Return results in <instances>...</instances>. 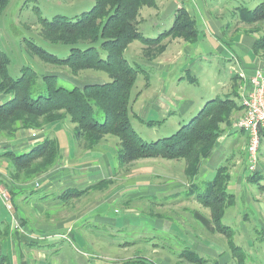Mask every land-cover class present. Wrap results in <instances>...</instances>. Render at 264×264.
<instances>
[{
	"label": "rangeland",
	"instance_id": "rangeland-1",
	"mask_svg": "<svg viewBox=\"0 0 264 264\" xmlns=\"http://www.w3.org/2000/svg\"><path fill=\"white\" fill-rule=\"evenodd\" d=\"M156 2L159 3L158 7L145 6L140 11L138 28L145 37L157 38L160 33L169 30L178 8L184 7L190 9L191 13L194 11L192 14L199 30V38L198 42L192 43L183 38L168 37L157 47L134 40L124 52L129 63L140 70L131 93V123L140 136L150 142L175 133L215 96H224L234 88L239 92L241 85H248L250 78L247 76L254 75L257 69L264 73V49L257 52L253 49L256 39L264 36V21L248 24L239 17L240 7L251 9L264 3V0ZM94 3L95 0H9L0 13V49L10 58L9 73L13 77H19L25 71L34 72L31 87L33 97L48 93L45 76H56V85L67 88L104 83L111 79L109 74L97 70H81L74 75L68 67L47 63L28 48L32 41L60 58L67 57L71 47L53 45L46 40L40 20L52 19L57 15L79 16L91 10ZM243 40L245 41L241 42ZM249 50L252 57L258 58L257 68L247 53ZM241 71L247 75L246 78L239 77ZM10 98L11 94L0 93V102ZM166 107L173 112L171 115L164 114ZM95 111V117L102 121L104 112L97 106ZM240 116L237 112L231 116L232 123L226 126L227 129L221 135L231 134L230 138L223 148L217 150L213 159L204 161L202 169L205 170L208 166L207 172H201L193 180L187 175L185 178L181 172L180 165L186 162L183 159L173 160L175 166L168 169L148 164L146 161H151L148 158L121 163L117 155L121 148L120 139L110 134V138L118 141L117 145H112L116 153L112 163L115 170L120 171L116 176L117 194L114 185L107 184L105 192L100 190L91 192L89 196L87 193L80 196L79 205L71 200L61 206L62 203L56 199L43 204L46 206L44 220L50 222L48 227L51 229L46 233L35 231V234L44 237L51 234V239L47 244L36 241L27 245L28 255L35 258L37 264H131L127 262L143 257L154 264H199L189 259V253L193 252L210 263L234 264L228 239L223 233L216 231L210 207L195 200L194 193H191L192 182L205 187V183L215 177L218 167L226 165L232 175L230 192L235 193L236 201L225 210L223 223L232 227L233 238L246 251V264H264V229L261 224L264 211L258 214L259 204L256 200L263 193L264 144L258 154V167L261 169L259 174L262 177L258 183L250 182L247 177L258 172V167L255 172L249 171L246 139L243 141L245 133L234 126ZM141 119L164 121L162 124L149 126ZM56 123L60 124L59 129H55L54 123H50L40 128H21L17 131L23 130L22 135H36L42 131L45 136L53 138L57 134L60 143L68 145L73 140L71 132L76 134L75 124L68 119ZM16 136L17 132L14 136L0 132V142ZM77 138L83 145L85 138ZM159 159L164 162L169 160ZM2 162L3 170H9L17 179L23 178L32 183L26 187L29 194L26 195L31 197L29 200H42L40 198L46 194V181L37 178L41 174L32 172L33 165L17 173L10 158L5 156ZM166 170L172 172L169 171L168 174ZM159 173L169 176L161 178L156 175ZM69 187L84 188L86 182L79 184L67 181L55 186L51 192L57 194L58 189L63 192ZM88 201L91 204L89 210L84 207ZM14 203L16 207L13 212L18 206L21 207L22 199L16 197L12 201ZM72 209L79 216L72 225L73 234L65 238L56 237L53 234L61 232L51 223V218L57 220L59 211ZM0 210L2 216L11 215L3 204ZM34 223L37 222H32V229ZM0 239L6 243L5 238ZM9 252L13 253L6 246L0 250L3 255H8Z\"/></svg>",
	"mask_w": 264,
	"mask_h": 264
},
{
	"label": "trees",
	"instance_id": "trees-1",
	"mask_svg": "<svg viewBox=\"0 0 264 264\" xmlns=\"http://www.w3.org/2000/svg\"><path fill=\"white\" fill-rule=\"evenodd\" d=\"M8 1L0 0V13ZM156 1L95 0L92 9L79 16L57 15L52 19L41 18L45 39L53 45L70 46V52L67 57L60 58L30 41L28 48L31 52L47 63L68 67L74 75L81 70L103 71L111 78L104 83L67 88L56 85V76H45L48 93L33 97L31 87L35 73L29 70L19 77L11 76L8 70L10 58L0 49V93L12 95L8 101L0 102V132L14 136L21 128H40L68 119L75 124L77 137L85 138L87 148L94 147L103 136L111 134L120 139L118 156L121 163L151 157L183 159L186 161L185 174L193 180L199 174L204 159L212 154L217 140L224 133L226 127L223 125L231 124V116L242 112L244 105H241L240 93L234 88L224 96L217 95L207 101L189 123L182 125L170 136L151 142L140 136L131 123L129 110L131 93L140 70L129 63L124 55L125 50L134 40L157 47L168 37H179L193 43H196L199 37L196 20L184 7L178 8L169 30L160 33L157 38L145 37L138 28L140 11L145 6L156 8ZM239 10V17L243 22L252 24L264 21V3L251 9L240 7ZM253 49L255 52L264 49V36L256 39ZM96 106L104 112L102 121L95 117ZM141 120L149 126L162 124L164 121ZM261 131L264 142V130ZM59 146L57 138L47 136L29 151L18 154L9 150L2 155L10 158L17 173L33 165L32 172L42 174L54 164ZM215 173V177L207 181L205 187L192 182L191 193H194L195 200L205 207H210L216 231L223 233L228 239L234 264H246V251L233 238L232 227L223 223L225 210L236 201L235 193L230 192L232 175L226 165L219 166ZM261 177L258 171L247 178L250 182L258 183ZM97 186L99 185L84 189L69 188L61 197L65 200L77 198ZM7 234V226L0 224V235ZM189 255V259L194 263L216 264L210 263L198 253L191 252ZM127 263L154 264L144 257L129 260ZM0 264H11L9 257L0 254Z\"/></svg>",
	"mask_w": 264,
	"mask_h": 264
},
{
	"label": "crops",
	"instance_id": "crops-1",
	"mask_svg": "<svg viewBox=\"0 0 264 264\" xmlns=\"http://www.w3.org/2000/svg\"><path fill=\"white\" fill-rule=\"evenodd\" d=\"M158 6H159V3H158ZM187 10L189 11L190 14L194 13L193 10H192V13L190 12V9H187ZM192 16L194 15L192 14ZM244 41L245 40L241 42H244ZM145 48L146 47H144V49ZM247 53H249L251 56L250 50L247 51ZM163 57L165 58V56ZM251 58L252 60H254L255 65H257L256 66L257 68L259 66L257 64L258 58L257 57L255 58L252 56ZM155 60H158V59H155ZM250 77L251 76H247V78H250ZM153 99L154 97L151 100ZM169 113L171 115L173 112H170L169 108L166 107L164 114H169ZM237 113H240L241 115L242 112H237ZM53 125L55 126L54 127L55 129L60 128L59 123H54ZM223 127H226V126L223 125ZM23 132H24L23 130H19L17 131L16 137H12L10 139L5 138V140L4 139L2 140V143L0 142V146L2 144V148H0V155H1L0 157V180L1 182L4 180L5 181L4 183L6 185L3 184V182L2 183L0 182V183L9 189V191L11 192V195L13 196L12 201H14L16 197L22 199L21 207L18 206L17 209L15 208L14 212L12 210L14 209V207H16V204L15 203L13 204V208L8 211L9 213L11 212L10 213L11 215L7 216L8 218L0 215V224L6 225L8 229L7 235H0V238L3 237L6 239L5 241L6 243H3L2 239H0V250H3L6 246L8 250L10 249L13 251V253L10 254L9 252V254L7 255L9 257L11 264H37L36 259L28 255L26 246L36 241H40L41 243L45 242L47 244L48 240L51 239V234L46 235V237H44L43 235L38 236L37 234H35L36 233L35 231H39V233L40 231L46 233L48 230L51 229L48 227L50 222H47L46 220H44L45 219L44 210L46 206L43 204L50 201L51 199H56L58 200V202L62 203L61 206H64L67 202L71 200H73L72 201L73 203L75 202L76 204L79 205L78 203L79 202L78 200L80 199L79 197L71 198L68 200H65L61 197L62 193L65 190L69 188H78V187H69L65 189L63 192H61L62 190L58 189L57 194L51 191H53V188L55 186H58L61 183H66L67 181L69 182L73 181L74 183H79V184L86 182V187L96 185V184L99 185L95 188H91L87 190L86 192L87 196H89L91 192L100 191V190L104 191L107 184H110V186L114 185V188L117 194L118 190L115 187L117 183L116 176L120 173V171H116L114 167L115 165L112 163V158H114L116 155L115 151L113 150L112 145H114V143H116L117 145L118 141L116 139H113V137L110 138L109 135H105L102 137V140L98 143L97 146H94L92 148H87L85 141H83V145L79 143V139L77 138V135L75 134V132L74 133L71 132V136L73 140L69 142L68 145L67 144L64 145L60 143L59 135L57 136L56 134V138L60 145L59 150H58V157L55 163L49 168V170H47L46 172L42 173L40 176L37 177L38 179H43L46 181V185L44 187V191L46 194L42 198H40L42 200L32 201V200H29L31 199V197L27 196L29 194L27 193V190H26L27 185H31L32 183L27 180H23V178L17 179L16 176L14 177L13 174H10L9 170H3L1 168L2 164L4 163L2 162V160L6 156V155L5 156L2 155L4 152L9 151V150L14 151V152L29 151L32 147L36 146L37 144L42 142L47 137L42 131L41 133H37L36 135H30V134L22 135ZM241 132L245 133V137L243 138V141L246 139V143H247V140H248L247 132H245L244 130L243 131L241 130ZM230 136H228V134H224L223 136H221L217 140V143L215 145L216 147L213 150L212 154L208 158H206L204 161H206L207 159H213V157L217 155L216 154L217 150H219L220 147L222 148L224 147L223 146L224 143L230 138ZM239 140L242 143V138H240ZM261 144H264V142H262ZM147 160H151V161H146L148 162V164L159 165L163 167L164 169L166 167L168 169V167L175 166L173 164L174 162L173 160H168L164 162L163 160H160L159 158L155 159L154 157L148 158ZM203 166H204V162L202 163L199 169V172H198L199 174L207 172V169H208L207 164L205 165L207 166L205 170L202 169ZM180 167H181L182 174H184L186 178L187 177L185 174L186 162L181 164ZM259 170L261 169L258 167L257 171ZM166 171H167L166 173L168 174L172 172L171 170H169L170 172L168 170ZM156 175H159V177L161 178H165L166 176H169L166 174L162 175L161 173L156 174ZM238 182H240L239 179H238ZM104 185L105 187L103 188ZM84 188H79V189H84ZM262 188L263 186L261 187V189ZM262 190H263L262 191L263 193L259 195L258 198H256L259 204V206L257 207L258 214L260 213V211H264V188ZM86 193L82 196H85ZM2 204L3 203L0 200V208H2ZM90 205L91 204L88 201L87 206L86 205L84 206L85 209H88ZM33 208H37L38 210L37 211L33 210ZM0 214H1V210H0ZM78 217H79L78 214H75L73 212V209L72 211H67V210L59 211L57 214V220H54L52 217L51 223L54 225V227L59 228L58 231L61 233H56L53 235H55L56 237L61 236L64 238L71 236L73 234L72 225L74 221L78 219ZM47 219L48 221H50L49 216L47 217ZM2 220H5V221H2ZM260 221L261 219L259 220V223ZM32 222H37V223H34L35 224L34 229L30 227ZM261 224H263V229H264V219H262ZM37 251L40 252L39 250ZM41 255L43 256L44 254L41 253Z\"/></svg>",
	"mask_w": 264,
	"mask_h": 264
},
{
	"label": "built area",
	"instance_id": "built-area-1",
	"mask_svg": "<svg viewBox=\"0 0 264 264\" xmlns=\"http://www.w3.org/2000/svg\"><path fill=\"white\" fill-rule=\"evenodd\" d=\"M239 77L246 78L244 72ZM248 85H241L240 102L244 105L243 113L235 123V127L247 132L248 141L246 158L249 162V171L255 172L258 167V154L262 146V131L264 130V73L256 70L248 79ZM0 200L8 210L13 208L10 191L0 183Z\"/></svg>",
	"mask_w": 264,
	"mask_h": 264
}]
</instances>
